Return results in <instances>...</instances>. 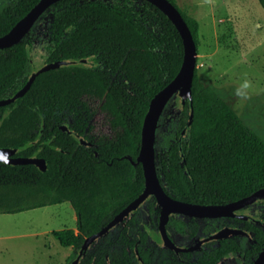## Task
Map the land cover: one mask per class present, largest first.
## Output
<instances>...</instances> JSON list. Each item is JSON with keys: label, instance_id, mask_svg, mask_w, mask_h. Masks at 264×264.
I'll return each instance as SVG.
<instances>
[{"label": "trees", "instance_id": "trees-1", "mask_svg": "<svg viewBox=\"0 0 264 264\" xmlns=\"http://www.w3.org/2000/svg\"><path fill=\"white\" fill-rule=\"evenodd\" d=\"M38 1L3 3L0 36ZM171 1L198 44V17ZM259 1L264 8V0ZM46 11L50 20L41 33L31 28L19 42L0 48V99L14 95L34 72L32 52L38 42H43L45 63L69 61L42 71L23 96L0 106V146L48 163L42 170L34 163L0 160V213L70 201L77 228L53 234L63 246H73L71 262L88 236L144 190V168L137 161L144 119L153 96L179 72L185 46L172 19L150 0H58ZM192 88L190 125V101L177 106L178 94L159 120L156 167L166 191L186 201L227 203L264 188V139L197 69ZM145 207L157 228L156 197ZM134 215L117 244L112 243L117 233L104 245H96V239L78 264H156L159 246L142 226L145 218L139 224ZM253 236L260 251L264 225Z\"/></svg>", "mask_w": 264, "mask_h": 264}, {"label": "rangeland", "instance_id": "rangeland-1", "mask_svg": "<svg viewBox=\"0 0 264 264\" xmlns=\"http://www.w3.org/2000/svg\"><path fill=\"white\" fill-rule=\"evenodd\" d=\"M7 0H0V7ZM177 0L179 6L199 19L197 72L205 83L215 87L223 98L233 106L244 121L264 139V8L259 0H244L240 11L225 14L220 2L203 1L202 11L190 12ZM213 7L212 15L207 8ZM200 9V10H201ZM212 13L208 12V14ZM217 13L216 17H213ZM231 17L220 21L223 15ZM50 20L46 11L36 20L32 29L41 33ZM34 68L44 63L43 42L33 49ZM248 79L252 82L251 98L240 102L235 95L239 83ZM181 97L177 95L179 106ZM177 112V110H176ZM175 112V114H176ZM254 203L252 208H261ZM145 213L142 226L151 229L150 214L145 205L140 206ZM77 213L70 201L46 205L17 213H0V264H69L73 246H63L53 231L62 228H77ZM122 223L98 238L96 245L105 244L119 232ZM250 235L243 236L246 243Z\"/></svg>", "mask_w": 264, "mask_h": 264}, {"label": "water", "instance_id": "water-1", "mask_svg": "<svg viewBox=\"0 0 264 264\" xmlns=\"http://www.w3.org/2000/svg\"><path fill=\"white\" fill-rule=\"evenodd\" d=\"M56 1L58 0H39L21 19H19L12 26L8 32L0 36V48L9 47L19 42L31 30L32 26L40 17V15ZM150 1L161 8L180 30L184 40L185 54L182 66L177 75L162 89H160L151 99L149 109L144 119L142 128V144L137 161L142 162L144 168L145 187L135 199H133L120 212H118L105 226L84 240L77 257L69 264H78L82 256L86 254L90 245L96 239L105 235L111 228L120 223L125 217L130 215L132 211L138 209L150 195H155L158 204L161 206L159 228L163 236L164 243L167 246L174 247L178 252L179 248L169 236L167 230V223L174 211L199 216L233 215L236 208L252 203L258 198L264 196V188H260L248 196L227 203H199L175 198L166 191L163 184L161 183L156 167V142L159 120L169 100L173 97V95L178 94L181 97L182 103H185L187 100L190 101L192 110L189 125L193 122L194 96L192 86L197 67L198 44L182 11L173 1ZM82 61L87 62L88 59H83ZM68 62L69 61L67 60H61L45 63L37 70L32 72L24 86L15 92L14 95L0 99V106L10 103L23 96L30 88L37 75L42 71L60 67L62 64H66ZM61 126L64 130L72 132L66 124H62ZM186 131L187 128H184L182 137L185 135ZM78 136L83 144H91L90 141H87L81 135ZM16 151L17 148L0 146V160L11 164L34 163L42 170L47 169L48 163L44 157H25L16 155ZM182 154L184 153L182 152ZM131 160L136 162L132 158ZM242 231L243 230L240 229L227 227L219 230L213 235H210L206 239L226 237L231 233L238 234ZM198 246L199 245L194 246L193 249L197 248ZM139 258L140 260H143L141 256H139ZM263 262L264 248L260 251L255 264H263ZM143 264L146 263L144 262Z\"/></svg>", "mask_w": 264, "mask_h": 264}, {"label": "flooded vegetation", "instance_id": "flooded-vegetation-1", "mask_svg": "<svg viewBox=\"0 0 264 264\" xmlns=\"http://www.w3.org/2000/svg\"><path fill=\"white\" fill-rule=\"evenodd\" d=\"M39 67L34 68V71ZM153 196L155 195H150L147 199ZM127 199L129 197L125 191L123 200ZM147 199L142 204L145 205ZM256 202L262 205L261 208H252V205ZM138 209L132 211L130 215L120 222L122 223V227L117 235L112 237V243L117 244L119 235L123 236L126 234L124 228L127 226L131 215L135 214L134 220L139 224L142 223L145 215L143 211H139ZM147 210L149 213L150 209ZM259 225H264V196L252 203L236 208L233 215L199 216L174 211L167 223V230L169 236L178 246L179 252L174 247L167 246L164 243L159 224L155 228L157 234L151 235V229L149 228L146 229L148 232L146 233L159 246V253L155 259L156 264H255L262 250L258 251L257 245L253 244L255 240L253 235L258 230ZM227 227L243 231L238 234L231 233L226 237L206 239L210 235ZM138 231H141V229H138ZM245 235L251 236L250 240L246 243L243 241V236ZM138 237L139 242L143 240L142 236ZM235 241H239L240 245L235 246ZM197 245L199 246L193 249ZM225 251L229 252L225 253Z\"/></svg>", "mask_w": 264, "mask_h": 264}, {"label": "crops", "instance_id": "crops-1", "mask_svg": "<svg viewBox=\"0 0 264 264\" xmlns=\"http://www.w3.org/2000/svg\"><path fill=\"white\" fill-rule=\"evenodd\" d=\"M212 2L214 4H216L217 2H220V5L224 6V7H222V9L224 10V12L226 14L230 11L231 12H235L237 10L240 11V9L243 6L244 0H213ZM202 3H203V1H200V0H186V1H184V4L187 7V9L190 12H196L197 14H198V11L204 10V8L201 9ZM206 10H207V12H206L207 15L214 14L213 13V11H214L213 7H209ZM211 11H212V13L208 14V12H211ZM226 11H228V12H226ZM216 15H217V13H215V15H213V17H216ZM228 18L231 19V17H225L224 14L219 17L220 21H224Z\"/></svg>", "mask_w": 264, "mask_h": 264}, {"label": "clouds", "instance_id": "clouds-1", "mask_svg": "<svg viewBox=\"0 0 264 264\" xmlns=\"http://www.w3.org/2000/svg\"><path fill=\"white\" fill-rule=\"evenodd\" d=\"M210 3L211 0H208ZM253 88L252 82L248 79L242 80L235 89V95L239 98L240 102L246 101L251 98V90Z\"/></svg>", "mask_w": 264, "mask_h": 264}]
</instances>
